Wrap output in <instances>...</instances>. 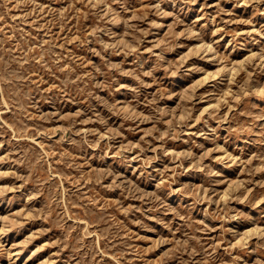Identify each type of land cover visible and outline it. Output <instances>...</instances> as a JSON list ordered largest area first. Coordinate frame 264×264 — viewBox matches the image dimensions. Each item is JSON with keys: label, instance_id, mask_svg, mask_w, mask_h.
Returning a JSON list of instances; mask_svg holds the SVG:
<instances>
[{"label": "rangeland", "instance_id": "rangeland-1", "mask_svg": "<svg viewBox=\"0 0 264 264\" xmlns=\"http://www.w3.org/2000/svg\"><path fill=\"white\" fill-rule=\"evenodd\" d=\"M0 264H264V0H0Z\"/></svg>", "mask_w": 264, "mask_h": 264}]
</instances>
